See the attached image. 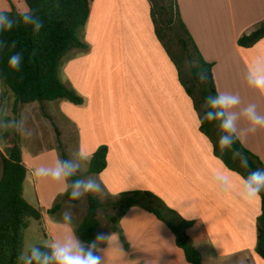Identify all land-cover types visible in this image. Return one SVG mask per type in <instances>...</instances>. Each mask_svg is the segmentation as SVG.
Returning a JSON list of instances; mask_svg holds the SVG:
<instances>
[{
    "label": "crops",
    "instance_id": "1",
    "mask_svg": "<svg viewBox=\"0 0 264 264\" xmlns=\"http://www.w3.org/2000/svg\"><path fill=\"white\" fill-rule=\"evenodd\" d=\"M178 4L201 56L213 65L217 93L239 95L241 109L256 104L264 114V95L246 80L248 68L264 59V39L249 49L238 45L243 35L264 22V0H178ZM90 7L89 20L79 33L88 50H73L60 67L61 81L84 103L55 101L54 112L45 105L33 109L31 116L36 115L31 126L27 124L30 135L18 133L28 169L25 200L41 210L43 222L46 213L61 205L49 236L76 233L87 211L86 197L76 204L65 200L67 184L37 183L31 176L34 168L62 159L60 143L68 149L62 142V127L69 124L75 133L74 155L83 151L90 161L100 147L108 148L106 169L90 175L101 184L95 195L101 202L124 193H152L192 222L187 234L202 264H264L256 253L261 199L253 203L242 199L243 176L215 155L213 143L201 131L199 114L177 66L156 36L151 1L91 0ZM12 10L23 13L28 6L25 0H0V12ZM0 101V119L13 121L15 97L1 82ZM22 111L23 107L18 118ZM248 128L241 118L238 141L264 165V131L251 133ZM7 131H0V157L8 156L12 146L4 136ZM217 170L230 174V192L224 193L214 182ZM103 209L98 235L109 238L100 245L105 264H190L174 234L154 214L139 206L130 208L119 222L120 234L112 231L111 215L101 221ZM69 210L73 223L66 227L62 215Z\"/></svg>",
    "mask_w": 264,
    "mask_h": 264
},
{
    "label": "trees",
    "instance_id": "2",
    "mask_svg": "<svg viewBox=\"0 0 264 264\" xmlns=\"http://www.w3.org/2000/svg\"><path fill=\"white\" fill-rule=\"evenodd\" d=\"M150 1L156 36L177 66L179 79L199 114L200 129L213 143L215 155L220 157L229 169L239 172L243 177L249 170L264 169L259 159L248 152L239 141L234 147L248 158L250 169L241 168L238 158H234L230 151H222L219 148L217 141L221 133L218 123L202 122V116L206 110L204 106L206 97L217 94L213 65L207 63L201 56L182 20L178 0ZM25 3L28 11L42 20L44 27L40 33L33 34L30 27L21 24L10 32L0 34V42H3V47L0 48V82L7 91L14 94L15 101L12 108L14 120L18 119L20 109L24 105L36 102L43 104L67 101L75 106H81L84 103L82 97L63 84L60 78V67L73 50H88L87 44L80 38L79 33L89 20L91 0H25ZM5 13L16 18L20 12L12 10ZM263 39L264 22L252 33L243 35L238 45L249 49ZM173 45L179 47L182 58L189 63L188 78L185 77L180 60L171 51ZM15 52L23 54L22 66L18 72L11 70L8 65L9 57ZM194 89L199 91V99L195 96ZM45 115L48 116L46 113ZM56 131L60 137L58 129ZM4 136L6 139L11 138L12 146L8 156L0 157V264H20L18 258L23 253L29 219L40 223L43 216L41 210L29 204L23 196V185L28 169L23 162L18 133L12 130L6 132ZM60 148L62 159L68 158L61 143ZM107 155L106 146L100 147L92 155L89 175H99L106 169ZM79 175L81 176L80 173ZM69 191L70 189L64 196L65 200L76 204L78 201L69 199ZM86 200V214L76 229L77 238L85 244L94 242L99 234L101 223L98 215L101 209L104 207L111 209L113 214L108 217V220L113 226L112 231L121 234L118 228L120 220L130 208L139 206L167 225L175 236L177 246L183 250L187 262L202 264V256L187 234L192 222L183 220L152 193H124L104 203L95 195L87 196ZM261 203L262 213L257 223L256 253L264 260V193L261 194ZM60 208L61 205L57 203L49 213H56ZM36 247L46 250V246Z\"/></svg>",
    "mask_w": 264,
    "mask_h": 264
},
{
    "label": "clouds",
    "instance_id": "3",
    "mask_svg": "<svg viewBox=\"0 0 264 264\" xmlns=\"http://www.w3.org/2000/svg\"><path fill=\"white\" fill-rule=\"evenodd\" d=\"M30 27L33 34H39L44 27L42 20L31 11L18 13L16 18L5 12H0V34L12 31L18 25ZM3 42H0V48ZM15 47V45H12ZM23 62V54L15 52L8 59V65L13 71H20ZM247 84L251 89L264 95V59L258 58L248 68L246 76ZM241 97L236 94L217 93L208 95L204 101L205 111L202 122H216L220 129L218 146L222 151H230L234 158L239 159L241 168L250 169L246 156L234 147L240 138L238 122L241 118L247 121L248 131L256 133L264 131V114L258 111L256 104H248L240 108ZM2 115V114H0ZM12 129L21 136L30 135L27 128V116L21 114L17 120L3 121L0 119V131ZM87 157L83 151L66 159H57L53 165L42 164L31 171L34 181L52 182L55 184H67L69 199L79 201L89 195H98L101 192V184L94 176L81 177L79 175L83 162ZM214 182L224 193L232 188V179L229 173L217 170L213 173ZM264 193V169L249 170L242 178L241 197L248 203L261 199ZM63 224L70 227L73 223V213L65 211L62 215ZM109 238L98 235L94 242L85 244L75 232L62 238L55 236L50 238L46 250L40 247H31L28 254L19 256L20 264H105L104 256L100 253L101 244Z\"/></svg>",
    "mask_w": 264,
    "mask_h": 264
},
{
    "label": "rangeland",
    "instance_id": "4",
    "mask_svg": "<svg viewBox=\"0 0 264 264\" xmlns=\"http://www.w3.org/2000/svg\"><path fill=\"white\" fill-rule=\"evenodd\" d=\"M171 51L180 60L182 66H183L182 69H183V72L185 74V77L188 78L190 76V66H189V63L187 62V60L182 58L181 50L179 49V47L173 45V47L171 46ZM194 93H195V96L199 99L200 98L199 91L194 89ZM44 105H45V107H47V109L49 111L54 112L55 104L53 102H45L43 104L36 102L30 106H26V105L23 106V111L21 113L27 116V124H29L31 126L32 121L36 115V113H34L31 116V111L33 109H36V108L39 110V108L41 106H44ZM38 118H40L39 115H38ZM53 122L55 125L59 124L57 120L56 121L54 120ZM62 129H63V140H62V142L64 143V145L68 146L67 147L68 149L67 150L65 149L66 153L68 154V156L72 157V156H74L73 149H74V143H75V133H74L73 127L71 125L67 124V125H64L62 127ZM8 131H12V129H8ZM44 133L46 135L45 129H44ZM10 142H11V138H10ZM89 163H90V161H86V162H83V164H82L80 174L84 178L90 176L88 174ZM81 202H82V200H81ZM54 214L55 213H46V215H45L46 221L45 222L42 221L39 223V222L35 221L34 219H29V227L25 232V245H24V249H23L22 254H28L31 247L46 246L49 243L51 237L48 234V229L51 228V221H53L52 219L56 218V217H54ZM112 214H113V212L109 211L107 208L103 209V212L100 216L101 221L105 222V217L107 215H112ZM75 235H76V233H75ZM62 236L63 235L59 236V238Z\"/></svg>",
    "mask_w": 264,
    "mask_h": 264
}]
</instances>
